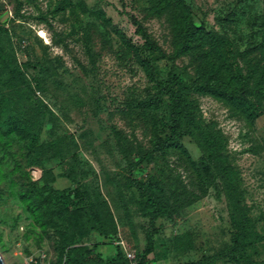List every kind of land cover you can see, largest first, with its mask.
<instances>
[{
    "label": "rangeland",
    "instance_id": "rangeland-1",
    "mask_svg": "<svg viewBox=\"0 0 264 264\" xmlns=\"http://www.w3.org/2000/svg\"><path fill=\"white\" fill-rule=\"evenodd\" d=\"M191 22L227 40L231 58L207 35L191 37ZM0 24L15 63L11 71L0 59L5 264L84 261L92 248L104 260L120 251L137 264L149 234L152 264H264V98L250 118L194 87L227 80L236 66L252 86L264 85V0H0ZM138 26L167 57L143 48ZM170 67L196 118L181 117L187 135L179 147L154 152L169 133L160 82ZM147 173L155 219L128 183ZM76 188L87 197L76 207L91 205L114 228L109 237L52 200V191L73 198ZM245 216L250 240L237 247L235 222Z\"/></svg>",
    "mask_w": 264,
    "mask_h": 264
},
{
    "label": "trees",
    "instance_id": "trees-1",
    "mask_svg": "<svg viewBox=\"0 0 264 264\" xmlns=\"http://www.w3.org/2000/svg\"><path fill=\"white\" fill-rule=\"evenodd\" d=\"M188 34L191 37L207 35L210 40L217 45V47L222 51V55L224 59L227 61L231 58V51L227 48L228 41L225 39H221L218 33L213 31H207L204 26H196L193 25L192 22L188 27ZM7 29L5 24H0V37L6 32ZM138 32L141 33L144 37H146V42L143 45V48L147 50L150 54L164 58L167 57L162 52L161 47L154 41L150 40L148 34L144 31L142 26H138ZM0 59L6 62L11 71H13L12 65H15L14 59L12 56L5 50V48L0 43ZM183 81L181 77L173 70V67H170L168 71L167 77L160 82L161 92L163 96H165V101L168 107V119H169V133L164 137L158 138L154 142L153 151L160 152L168 148L179 147L181 145V141L187 135L185 130V125L181 123V117L183 115L188 116L190 119L195 120L196 106L190 102L185 97V92L181 91V85ZM198 91L204 92L207 94H212L217 97H221L228 102H233L239 108H242L247 112L250 118L257 117V102L256 99L259 97L264 98V85L252 86L249 81V78L244 75L241 68L235 67L232 70V73L228 77L227 80L223 81H205L202 83H198L194 86ZM185 89H188V86H185ZM6 112H1L0 117L2 119L6 118ZM196 120L197 127H201ZM26 127L22 128L25 129ZM31 130L27 128L26 134L29 135ZM202 134V133H201ZM208 134V133H206ZM202 136H204L202 134ZM33 139H39V136H33ZM205 138V136H204ZM208 135H206V140H208ZM213 141L212 137H210V142ZM59 143L61 141H58ZM211 148V146H209ZM143 159L137 161L134 165L135 167H139ZM213 163L218 167L221 165V160L214 156ZM219 161V162H216ZM40 161H35L34 163H38ZM224 169L228 170L227 166H224ZM154 176L152 174H145L139 177H132L129 179V187L137 190L139 197L142 201L146 202L150 209L152 219H155L160 214V208L158 206L157 198H156V188L154 182ZM52 200L60 203V208L65 211H70V216L74 221H83L91 225L92 229L98 230L105 237H109L114 230H111L109 226L105 223V221H101L97 219L93 211L91 209V205L86 204L84 207H76L85 203L87 201L86 193L81 190V188H76L74 191V196L70 194H60L56 191H52L51 194ZM80 198L81 202H77L76 199ZM73 207H76L73 209ZM248 216H245V219H242L238 222H235L236 231L233 235V240L235 242V246L239 247L241 244H248L250 240L249 228L251 227V223H249ZM147 247L144 251V254L139 258L137 264H152V261L149 259L148 255L154 251V238L151 234L148 235L147 238ZM240 244V245H239ZM236 247V248H237ZM236 248L229 250H222L220 255L227 256L232 255V253L236 250ZM206 259L207 258H203ZM204 261V260H203ZM63 264H128L122 252L118 251L116 256L110 257L107 260L101 258L99 254H95V248L87 250L86 257L84 261L73 260L70 257H67ZM200 264V263H195Z\"/></svg>",
    "mask_w": 264,
    "mask_h": 264
},
{
    "label": "built area",
    "instance_id": "built-area-1",
    "mask_svg": "<svg viewBox=\"0 0 264 264\" xmlns=\"http://www.w3.org/2000/svg\"><path fill=\"white\" fill-rule=\"evenodd\" d=\"M41 262H42V264H51L50 262L47 263V262L44 260V257L41 258Z\"/></svg>",
    "mask_w": 264,
    "mask_h": 264
},
{
    "label": "water",
    "instance_id": "water-1",
    "mask_svg": "<svg viewBox=\"0 0 264 264\" xmlns=\"http://www.w3.org/2000/svg\"><path fill=\"white\" fill-rule=\"evenodd\" d=\"M0 264H5L1 255H0Z\"/></svg>",
    "mask_w": 264,
    "mask_h": 264
}]
</instances>
